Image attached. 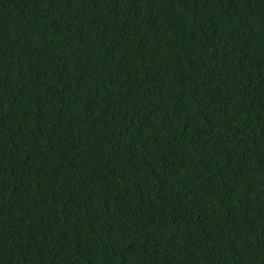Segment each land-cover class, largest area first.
<instances>
[{
	"label": "trees",
	"instance_id": "obj_1",
	"mask_svg": "<svg viewBox=\"0 0 264 264\" xmlns=\"http://www.w3.org/2000/svg\"><path fill=\"white\" fill-rule=\"evenodd\" d=\"M0 264H264V0H0Z\"/></svg>",
	"mask_w": 264,
	"mask_h": 264
}]
</instances>
